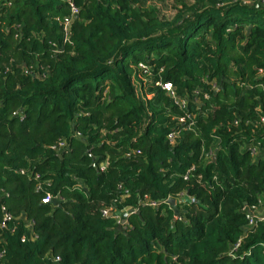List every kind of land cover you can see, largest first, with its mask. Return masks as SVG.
Segmentation results:
<instances>
[{
	"label": "trees",
	"instance_id": "trees-1",
	"mask_svg": "<svg viewBox=\"0 0 264 264\" xmlns=\"http://www.w3.org/2000/svg\"><path fill=\"white\" fill-rule=\"evenodd\" d=\"M162 1L0 0V264H264V220L245 212L264 210V158L242 148L264 144V0H177L170 16ZM162 68L181 95L218 88L174 147ZM35 174L63 202L43 204Z\"/></svg>",
	"mask_w": 264,
	"mask_h": 264
},
{
	"label": "built area",
	"instance_id": "built-area-1",
	"mask_svg": "<svg viewBox=\"0 0 264 264\" xmlns=\"http://www.w3.org/2000/svg\"><path fill=\"white\" fill-rule=\"evenodd\" d=\"M79 11L72 6V17L67 18L65 20L64 26L66 31V36L68 38V34L70 31V26L72 23V19L75 15H78ZM134 71L137 73V75L133 76L132 83L134 88L136 89V94L145 100L146 98L150 99L152 98V94H148V88L150 86V78L153 77L154 73V67L146 64V63H140L137 67H134ZM164 72V69H160L157 76L158 80L156 82V87L162 89L164 92L167 93V95L173 100V103L177 110L179 111L176 116L173 118V126L170 128V131L167 135V140L170 143L172 147L176 146L181 138V135L184 132H192L197 134V117L199 116V111L202 109V107L206 104V102L211 100L212 93L216 92L218 90L217 85L215 83H207L209 85L208 91H205L201 88H197L193 90L191 93H187L186 95L179 94L176 86H174L171 82L163 81L162 73ZM242 122L241 118L239 116H236L234 120L232 121V125L234 127H239L240 123ZM260 122L264 124V117L261 118ZM248 124H251L254 127V124L248 122ZM79 137H81L80 134H78ZM220 139L217 137H214L213 145L209 152L204 154L206 161H215L216 160V153L217 149L220 145ZM66 146L65 141H60L58 146L54 147L53 150L56 152H60L63 150ZM243 149H246L252 156L254 160H258L259 158H264V144L262 143H255L254 141L251 143L245 142ZM204 152V150H203ZM141 153L139 151L137 152H131L125 155V157H130L131 155H140ZM109 166V162L105 161L100 165V170L102 172H105ZM195 171V167H191L188 172L186 173L184 180H189L192 173ZM22 174H25V171H21ZM30 180H33L36 182V191L41 192L44 194L43 204L49 205L54 203V201L63 202V198L60 194H53L48 190V187L51 186L52 182L50 180L41 181L42 177L39 174H35L34 177L29 176ZM180 197H184L185 193H181L179 195ZM124 199V197L122 198ZM168 202V200L166 201ZM145 204L151 205L152 207L159 208L160 204H157L153 201H151L149 198H146L144 200ZM247 211V212H246ZM137 210L127 211L124 213V215H131L136 213ZM246 217L249 221V225L253 227L257 221H263L264 216L258 215V207H245ZM123 215V217H124ZM104 217H112L113 214L111 213V209H105L103 211ZM123 217L121 215H118L116 217V220L119 225H123V228L125 231L129 228V223L123 222ZM6 220H12L14 217L12 215H5ZM257 219V221H256ZM25 226L28 230L32 231V223L30 221L24 220ZM32 241L36 240V236L31 235L30 238ZM23 242H26V238L23 239ZM1 257V255H0Z\"/></svg>",
	"mask_w": 264,
	"mask_h": 264
},
{
	"label": "rangeland",
	"instance_id": "rangeland-1",
	"mask_svg": "<svg viewBox=\"0 0 264 264\" xmlns=\"http://www.w3.org/2000/svg\"><path fill=\"white\" fill-rule=\"evenodd\" d=\"M162 2H164V3L157 2V5L162 10L163 14L166 15V16H170L171 12L173 10V6H177L178 5L177 0H165V1H162ZM164 6H166V7H164ZM263 200H264V198H263ZM263 208H264V206L262 207V209ZM263 211L264 210H261V211L258 212L259 217L264 214Z\"/></svg>",
	"mask_w": 264,
	"mask_h": 264
},
{
	"label": "water",
	"instance_id": "water-1",
	"mask_svg": "<svg viewBox=\"0 0 264 264\" xmlns=\"http://www.w3.org/2000/svg\"><path fill=\"white\" fill-rule=\"evenodd\" d=\"M175 202H176V201H174V200H173V201L170 200V203H171V204H174ZM127 218H128V215H124L123 222L128 223ZM121 230H123V225H122V224L118 226V231H121Z\"/></svg>",
	"mask_w": 264,
	"mask_h": 264
},
{
	"label": "clouds",
	"instance_id": "clouds-1",
	"mask_svg": "<svg viewBox=\"0 0 264 264\" xmlns=\"http://www.w3.org/2000/svg\"><path fill=\"white\" fill-rule=\"evenodd\" d=\"M124 229V228H123Z\"/></svg>",
	"mask_w": 264,
	"mask_h": 264
},
{
	"label": "flooded vegetation",
	"instance_id": "flooded-vegetation-1",
	"mask_svg": "<svg viewBox=\"0 0 264 264\" xmlns=\"http://www.w3.org/2000/svg\"><path fill=\"white\" fill-rule=\"evenodd\" d=\"M124 219V218H123Z\"/></svg>",
	"mask_w": 264,
	"mask_h": 264
}]
</instances>
